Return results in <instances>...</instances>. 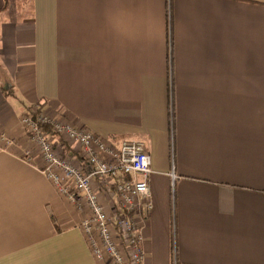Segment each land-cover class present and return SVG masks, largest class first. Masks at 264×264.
Segmentation results:
<instances>
[{"label": "crops", "instance_id": "obj_1", "mask_svg": "<svg viewBox=\"0 0 264 264\" xmlns=\"http://www.w3.org/2000/svg\"><path fill=\"white\" fill-rule=\"evenodd\" d=\"M8 3L0 264H105L22 159L21 119L37 105L117 145L144 143L154 203L145 264H264V0ZM4 136L16 145L5 149Z\"/></svg>", "mask_w": 264, "mask_h": 264}, {"label": "built area", "instance_id": "obj_2", "mask_svg": "<svg viewBox=\"0 0 264 264\" xmlns=\"http://www.w3.org/2000/svg\"><path fill=\"white\" fill-rule=\"evenodd\" d=\"M21 126L27 142L22 159L42 171L79 216L94 259L105 264H145L142 228L154 203L149 184L152 161L144 143L124 140L117 145L74 126L63 115L42 110L41 105L28 111ZM2 139L5 149L16 145L10 138ZM56 139L74 148L85 164L68 158Z\"/></svg>", "mask_w": 264, "mask_h": 264}, {"label": "trees", "instance_id": "obj_3", "mask_svg": "<svg viewBox=\"0 0 264 264\" xmlns=\"http://www.w3.org/2000/svg\"><path fill=\"white\" fill-rule=\"evenodd\" d=\"M6 3H8V0H6ZM8 4H9V3H8ZM42 128H43L44 131H46L47 133H50L51 135L54 134L50 127H48V126H43ZM54 135H55V134H54ZM63 147H64V149H65L66 152H69V151H70V148H69L68 146L63 145ZM78 159L80 160V162H82V163L85 164V161H84L83 159H81V158L79 157V155H78Z\"/></svg>", "mask_w": 264, "mask_h": 264}, {"label": "water", "instance_id": "obj_4", "mask_svg": "<svg viewBox=\"0 0 264 264\" xmlns=\"http://www.w3.org/2000/svg\"><path fill=\"white\" fill-rule=\"evenodd\" d=\"M3 83H4V89L9 90L10 89V85L8 84V82L5 79H3ZM90 169L91 168L88 167L87 171L90 172Z\"/></svg>", "mask_w": 264, "mask_h": 264}, {"label": "rangeland", "instance_id": "obj_5", "mask_svg": "<svg viewBox=\"0 0 264 264\" xmlns=\"http://www.w3.org/2000/svg\"><path fill=\"white\" fill-rule=\"evenodd\" d=\"M61 144L65 145V146H68L70 148V146L67 143L63 142V141L61 142Z\"/></svg>", "mask_w": 264, "mask_h": 264}]
</instances>
